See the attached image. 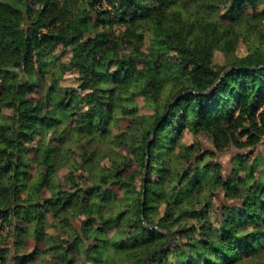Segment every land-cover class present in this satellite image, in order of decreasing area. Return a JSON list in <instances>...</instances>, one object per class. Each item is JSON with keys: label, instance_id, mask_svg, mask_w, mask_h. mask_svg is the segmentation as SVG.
I'll list each match as a JSON object with an SVG mask.
<instances>
[{"label": "trees", "instance_id": "trees-1", "mask_svg": "<svg viewBox=\"0 0 264 264\" xmlns=\"http://www.w3.org/2000/svg\"><path fill=\"white\" fill-rule=\"evenodd\" d=\"M263 4L0 0V237L15 264L39 253L19 254L25 238L51 264H264V157L214 159L261 143ZM114 119L130 125L112 134ZM10 253L0 239V264Z\"/></svg>", "mask_w": 264, "mask_h": 264}, {"label": "rangeland", "instance_id": "rangeland-1", "mask_svg": "<svg viewBox=\"0 0 264 264\" xmlns=\"http://www.w3.org/2000/svg\"><path fill=\"white\" fill-rule=\"evenodd\" d=\"M36 8H39L38 4H34ZM260 8H264V4L260 5ZM115 29H119L118 26H115ZM150 45V36L148 34L145 35L144 40L141 43H136L135 47L132 48H128L127 52L132 53L134 56H136V58L140 59L143 56V53L145 54L147 52V49ZM245 54V48L243 47V45H239L238 49H237V55L238 56H243ZM55 55H57L60 59L62 60H67L70 56L71 53L69 50H62L59 49L55 52ZM169 58L172 61H175L178 59L179 56V52L177 50H173L169 53ZM216 61L218 63H222L224 61L222 54L221 53H216ZM76 72L73 70H67L65 72L64 75V79L62 80V83L64 85L70 86V85H76ZM137 105L139 107V112L140 114H145L148 113L149 111L145 108V106L143 105V100L141 97H138L136 99ZM111 130H112V134L113 133H117L120 131H125L127 130V127L130 125L129 120L128 119H117V120H113L112 124H111ZM264 127V125H263ZM246 138L243 137L242 140H245ZM180 141L183 144H189L192 142H201L202 145L205 148H211V143L210 141L204 136V134H197L194 135L190 132H183L182 137L180 139ZM264 142V132L263 135L261 136V143L258 144L256 147H245V148H237V147H231L229 150H226L225 152L218 154L216 156V158H214L215 160L219 161L220 163H222L223 167H224V171H228L231 167L232 164V160L233 157L235 155L238 154H244L247 152H251L250 154V159H256V158H260L263 159L264 157V146L262 145V143ZM123 150V149H122ZM33 156V155H31ZM250 163V162H249ZM262 164H260V167L258 168L257 171H259L260 169H262ZM65 173V169H62L59 173L58 176L62 177V175ZM31 174H33V171H31ZM62 179V178H61ZM62 182L64 183V180L62 179ZM44 196H48V193H44ZM218 198L221 199V201L225 202V198L223 193H218V195L214 196L213 202L214 205L216 206L218 204ZM75 225H77L76 222H74ZM7 230L5 229L2 233H1V237L0 239H4V243L7 247H9L11 249V253L9 256L8 261L6 262V264H15L13 262V254H12V248L14 249L15 247V238L13 235L11 234H6ZM48 233L50 234H55L56 231L55 229H53L52 227L50 229H48ZM45 248V243L43 242H35L32 239H24V246L23 248L19 251L20 255L25 256V258L31 254V252L33 251V249H38V254L33 255V257H31L25 264H51L50 260V254L49 253H44L43 249Z\"/></svg>", "mask_w": 264, "mask_h": 264}, {"label": "water", "instance_id": "water-1", "mask_svg": "<svg viewBox=\"0 0 264 264\" xmlns=\"http://www.w3.org/2000/svg\"><path fill=\"white\" fill-rule=\"evenodd\" d=\"M21 80H24V75H22ZM144 221V220H143ZM148 228H150L151 226L147 225ZM167 235H169V233H167ZM154 254V253H153ZM150 256H147L144 261L142 262V264H148Z\"/></svg>", "mask_w": 264, "mask_h": 264}]
</instances>
